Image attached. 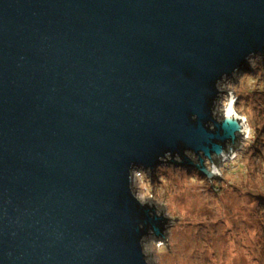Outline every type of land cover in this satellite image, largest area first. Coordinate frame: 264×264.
<instances>
[{
	"label": "water",
	"instance_id": "1",
	"mask_svg": "<svg viewBox=\"0 0 264 264\" xmlns=\"http://www.w3.org/2000/svg\"><path fill=\"white\" fill-rule=\"evenodd\" d=\"M256 55L264 0H0V264H150L170 218L135 169L213 183Z\"/></svg>",
	"mask_w": 264,
	"mask_h": 264
},
{
	"label": "rangeland",
	"instance_id": "2",
	"mask_svg": "<svg viewBox=\"0 0 264 264\" xmlns=\"http://www.w3.org/2000/svg\"><path fill=\"white\" fill-rule=\"evenodd\" d=\"M249 66L223 83L249 135L246 129L217 164L213 183L194 167L172 163L151 173L135 169L137 196L170 218L165 238L144 241L150 264H264V56ZM229 92L220 100L221 115Z\"/></svg>",
	"mask_w": 264,
	"mask_h": 264
},
{
	"label": "bare ground",
	"instance_id": "3",
	"mask_svg": "<svg viewBox=\"0 0 264 264\" xmlns=\"http://www.w3.org/2000/svg\"><path fill=\"white\" fill-rule=\"evenodd\" d=\"M233 101H234V110H235V100L233 99ZM226 105H227V104L224 105V109L226 108ZM248 133H249V128H247V134H248ZM248 135H249V134H248Z\"/></svg>",
	"mask_w": 264,
	"mask_h": 264
},
{
	"label": "built area",
	"instance_id": "4",
	"mask_svg": "<svg viewBox=\"0 0 264 264\" xmlns=\"http://www.w3.org/2000/svg\"><path fill=\"white\" fill-rule=\"evenodd\" d=\"M139 172H142L141 170H138ZM139 174H141V173H139Z\"/></svg>",
	"mask_w": 264,
	"mask_h": 264
}]
</instances>
